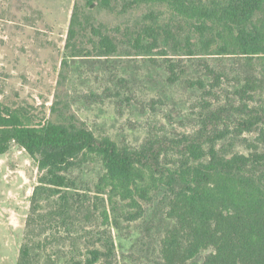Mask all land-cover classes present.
I'll return each instance as SVG.
<instances>
[{
  "label": "rangeland",
  "instance_id": "1",
  "mask_svg": "<svg viewBox=\"0 0 264 264\" xmlns=\"http://www.w3.org/2000/svg\"><path fill=\"white\" fill-rule=\"evenodd\" d=\"M130 1L108 9L99 0H0V105L32 123L84 126L121 149L165 141V164L181 160L177 141L186 136L204 148L212 140L227 156L264 155V123L236 124L242 104L264 106V59L186 55V40L198 45L217 29L200 32L166 3ZM74 13L78 32L68 41ZM93 28L112 40L110 55H99ZM139 35L142 44L156 37L148 55H139ZM248 76L254 89L243 94ZM210 113L218 117L207 128ZM79 159L68 187L57 188L41 183L46 172L17 143L0 153V264H19L25 246L29 264H88L105 237L114 240V264H202L210 247L183 257L191 235L177 217L188 207L177 186L148 171L118 182L98 154ZM170 200H179L177 216Z\"/></svg>",
  "mask_w": 264,
  "mask_h": 264
},
{
  "label": "trees",
  "instance_id": "2",
  "mask_svg": "<svg viewBox=\"0 0 264 264\" xmlns=\"http://www.w3.org/2000/svg\"><path fill=\"white\" fill-rule=\"evenodd\" d=\"M89 3L92 0H88ZM140 2L166 3L173 13L190 20L200 32L217 29L218 36L200 39V44L186 40V55L206 54L221 57H244L253 64L255 57L264 59V20L255 23L256 14L264 15V0H131V5ZM99 5L111 8V0H99ZM77 15L72 16L68 41L75 39L78 30ZM222 32H220V30ZM96 30L95 28L92 29ZM153 29L148 26L146 32ZM100 37L99 55H110L114 44L109 36L95 31ZM219 39L220 42H215ZM141 43L148 55L155 45ZM215 43V47L212 48ZM200 46V48H199ZM241 60V59H239ZM173 70V69H172ZM211 69H209L210 72ZM253 76L245 78L241 93L253 88ZM192 83V82H191ZM197 83V82H196ZM244 116L238 114L236 124L248 128L258 122L264 123V106L241 105ZM215 117L217 114H209ZM11 142L17 143L36 158L38 167L46 172L42 184L57 188L68 187L70 170L87 153L98 154L105 170L114 180L134 181L140 171H148L158 180H165L178 187L177 195L184 208L177 216L187 225L191 236L183 257L193 259L203 249L210 251L202 264H264V155L251 152L248 155L223 154L212 140L202 146L198 136H186L178 140L181 160L172 164L161 163V151L165 141H147L139 149L117 148L110 138L98 139L89 129L74 123L62 124L49 120L32 123L28 118L11 112L0 105V153L6 151ZM210 142V143H209ZM38 155V157L36 156ZM56 188V189H57ZM55 189V190H56ZM66 195L61 196L64 199ZM30 249H21L19 264H29ZM115 243L110 237L102 238V248L88 251V264H114ZM191 264H199L192 261Z\"/></svg>",
  "mask_w": 264,
  "mask_h": 264
}]
</instances>
